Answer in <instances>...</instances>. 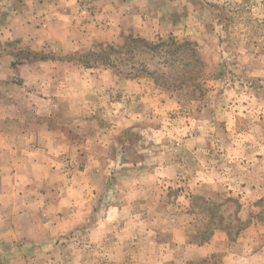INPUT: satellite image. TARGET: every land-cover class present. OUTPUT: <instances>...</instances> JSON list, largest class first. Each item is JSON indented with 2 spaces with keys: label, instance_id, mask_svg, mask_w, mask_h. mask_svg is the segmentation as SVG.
Wrapping results in <instances>:
<instances>
[{
  "label": "rangeland",
  "instance_id": "rangeland-1",
  "mask_svg": "<svg viewBox=\"0 0 264 264\" xmlns=\"http://www.w3.org/2000/svg\"><path fill=\"white\" fill-rule=\"evenodd\" d=\"M76 3L79 11H56L68 21L87 10L77 40L112 15L105 13L108 0ZM161 6L159 20L138 12L134 22L122 17L119 34L97 33L81 51L100 41L122 43L125 31L192 40L204 61L203 97L77 61L16 60L0 46L2 149L24 157L19 187L36 190L23 193L16 219L8 208L0 264L264 259V0H160ZM38 10L28 0H0V41L14 48L46 24L59 35L55 17L30 18ZM39 150L60 157L47 184L45 167L27 165ZM5 182L10 187L0 176Z\"/></svg>",
  "mask_w": 264,
  "mask_h": 264
},
{
  "label": "clouds",
  "instance_id": "clouds-1",
  "mask_svg": "<svg viewBox=\"0 0 264 264\" xmlns=\"http://www.w3.org/2000/svg\"><path fill=\"white\" fill-rule=\"evenodd\" d=\"M160 0H129L128 3L120 6V0H108V6L105 8V13L111 9L112 15L105 20V23L100 26L96 32H91L93 26H88L91 34L82 33L79 36V40L76 39L75 31L79 29L80 21L87 17V10L80 12L79 16L72 15L70 20H75L76 24L72 25L70 20L65 21L63 17L59 15L56 11L57 8L65 9L67 7H72L74 12L79 11L80 5L76 3V0H52V3H47L45 0L44 4H40L39 0H28L29 6L33 9H39L36 17H30L34 20L35 23H40L42 19L47 18L51 20L53 17L57 20V30L59 35H56L50 32L49 25H45L39 31H32L30 34L25 35L24 39L21 41L13 42L15 45L14 48L4 45L0 41V46H3L5 53H15L16 60L25 61L30 60L32 63L48 60V61H61L64 63L76 62L83 55L81 48L84 44L90 42L97 33H103L105 31L112 32L114 34L120 33V28L117 25H121V18L123 17L124 21H129V17L132 18L134 22L138 17L135 13L144 15L149 13L151 16H154L156 20H159L160 16L165 14V7H157V3ZM117 5V7H113ZM126 13V14H125ZM97 22L100 19H103L102 16L96 18ZM155 24V21H153ZM109 24L111 28H109ZM123 26V25H121ZM72 28L73 32H68V29ZM159 30L157 25L152 29V32L155 33ZM82 31V30H81ZM121 40L124 43L121 45L117 43L116 45H111L108 42L100 41L98 46L89 53L94 58L98 55H106L109 58L112 56L111 48L117 49V53L126 56L129 53H133L136 49L144 48H160L164 45L159 43L154 36L149 39H139L138 34L134 31H125ZM111 46V47H110ZM24 55H20V54ZM61 114L58 112L57 116ZM260 264H264V259H261Z\"/></svg>",
  "mask_w": 264,
  "mask_h": 264
},
{
  "label": "trees",
  "instance_id": "trees-1",
  "mask_svg": "<svg viewBox=\"0 0 264 264\" xmlns=\"http://www.w3.org/2000/svg\"><path fill=\"white\" fill-rule=\"evenodd\" d=\"M139 39H147L138 35ZM157 41L164 46L160 48L136 49L133 53L122 56L117 49L111 48V58L98 55L95 58L83 53L77 62L86 67H104L113 69L128 78L149 77L160 87L167 90H187L194 97H203L207 91L206 81L202 74L204 61L197 44L188 39L179 40L172 34L158 37ZM122 43L119 44H123ZM116 45V44H111ZM111 47V46H110Z\"/></svg>",
  "mask_w": 264,
  "mask_h": 264
},
{
  "label": "crops",
  "instance_id": "crops-1",
  "mask_svg": "<svg viewBox=\"0 0 264 264\" xmlns=\"http://www.w3.org/2000/svg\"><path fill=\"white\" fill-rule=\"evenodd\" d=\"M48 130H47V133L52 132ZM20 133L22 134L23 132H20ZM1 139L3 138H0V176L5 179L9 178L10 179L9 184L11 185L10 187H8L6 182L3 184V187L0 185V226L4 222L5 223L7 222V218H8L7 211H9L8 208H10V210L11 209L15 210L14 211L15 213L14 212L11 213L13 217H15V219L20 214V211L22 210L21 207L24 206L23 193L26 190L28 191L27 193L29 194L36 193V190H34L33 187H19L20 185L18 184L17 178L25 174L24 169L22 168L24 164L23 163L24 157L16 156L14 158L12 156L10 157L8 155H5V152L2 149L3 145H2ZM17 140H20V139L18 138ZM10 144H14V145L17 144L18 146L19 143L16 142V140L15 141L11 140ZM50 152L52 151H49V150L48 151L39 150V152L31 151L30 156L28 155L29 158L27 159V162L29 163L27 165H31L33 167L43 166L47 169V175L43 179V183H46V184L49 182V173L51 171L56 170L54 169V166H53V165H56V162L54 160L55 157L53 158V155H51ZM55 159H60V157H56ZM31 176H34V175L31 174ZM47 188L51 189L52 187H47ZM0 231H1V227H0ZM1 237L2 235H0V238Z\"/></svg>",
  "mask_w": 264,
  "mask_h": 264
}]
</instances>
